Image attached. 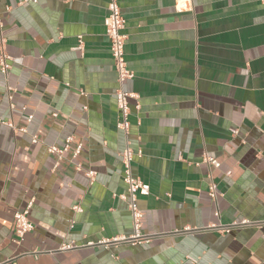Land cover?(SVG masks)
I'll return each mask as SVG.
<instances>
[{
	"label": "crops",
	"instance_id": "0c3cea01",
	"mask_svg": "<svg viewBox=\"0 0 264 264\" xmlns=\"http://www.w3.org/2000/svg\"><path fill=\"white\" fill-rule=\"evenodd\" d=\"M118 4L126 134L106 1L0 0V264H264V0ZM127 146L148 237L103 244L133 232Z\"/></svg>",
	"mask_w": 264,
	"mask_h": 264
},
{
	"label": "built area",
	"instance_id": "2783aa9c",
	"mask_svg": "<svg viewBox=\"0 0 264 264\" xmlns=\"http://www.w3.org/2000/svg\"><path fill=\"white\" fill-rule=\"evenodd\" d=\"M36 2V0H25ZM107 14L104 18V27L106 36L110 42V53L114 64V69L117 75L118 89L115 92L116 106L119 111V122L118 127L125 134L128 132L129 122V99L134 98V95L126 92L123 89L125 81L133 77L132 72L129 70L125 60V41L126 36L122 33L125 25V20L121 14L118 0H105ZM10 58L4 51L3 45L0 46V71L6 75L10 69L9 65ZM138 109V105L135 106ZM236 132L233 131V134ZM50 151H56V148H50ZM139 156L140 152L134 153L128 146L122 152V166H123V182L126 185V196L122 198L128 203V210L131 215L133 232L127 237H116L110 242L102 241L103 244H118V243H132L139 244L147 240L146 235L142 234V223L143 212L137 207V199L139 197L149 195V186L137 178H134L131 174V164L134 156ZM203 162L213 166L214 168L219 167V163L216 159L204 156ZM93 172H87V176L92 179ZM209 194L211 197L215 196V186L209 185ZM73 211L79 212L80 208L78 205L74 206ZM14 236L17 241L23 240V238L33 230V225L28 218V208L16 211L14 213ZM241 225H247L246 220L240 222ZM74 248L73 244L62 245L61 250H67Z\"/></svg>",
	"mask_w": 264,
	"mask_h": 264
}]
</instances>
